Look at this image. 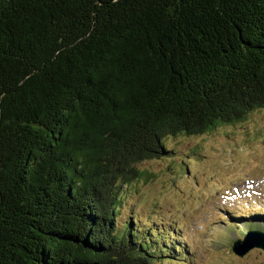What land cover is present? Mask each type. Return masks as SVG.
Segmentation results:
<instances>
[{
  "label": "trees",
  "instance_id": "obj_1",
  "mask_svg": "<svg viewBox=\"0 0 264 264\" xmlns=\"http://www.w3.org/2000/svg\"><path fill=\"white\" fill-rule=\"evenodd\" d=\"M258 110L264 0H0V264L175 262L123 188Z\"/></svg>",
  "mask_w": 264,
  "mask_h": 264
},
{
  "label": "rangeland",
  "instance_id": "obj_2",
  "mask_svg": "<svg viewBox=\"0 0 264 264\" xmlns=\"http://www.w3.org/2000/svg\"><path fill=\"white\" fill-rule=\"evenodd\" d=\"M165 146L166 158L138 167L150 178L123 188L119 222L134 218L177 247L163 264H264L262 249L233 252L251 232L264 234V110Z\"/></svg>",
  "mask_w": 264,
  "mask_h": 264
},
{
  "label": "water",
  "instance_id": "obj_3",
  "mask_svg": "<svg viewBox=\"0 0 264 264\" xmlns=\"http://www.w3.org/2000/svg\"><path fill=\"white\" fill-rule=\"evenodd\" d=\"M257 238L256 243H252L251 241ZM262 249L264 250V234L262 233H257V232H251L248 234L243 241H238L235 243L233 252L239 256V257H244L246 256L250 251L254 249Z\"/></svg>",
  "mask_w": 264,
  "mask_h": 264
},
{
  "label": "bare ground",
  "instance_id": "obj_4",
  "mask_svg": "<svg viewBox=\"0 0 264 264\" xmlns=\"http://www.w3.org/2000/svg\"><path fill=\"white\" fill-rule=\"evenodd\" d=\"M263 202V201H262Z\"/></svg>",
  "mask_w": 264,
  "mask_h": 264
}]
</instances>
